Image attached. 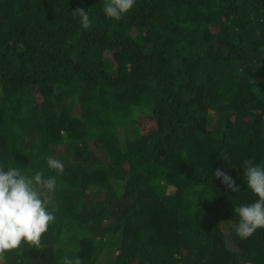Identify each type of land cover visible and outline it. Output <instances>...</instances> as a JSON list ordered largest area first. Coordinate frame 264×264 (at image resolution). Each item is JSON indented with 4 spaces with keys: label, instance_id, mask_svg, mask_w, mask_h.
I'll use <instances>...</instances> for the list:
<instances>
[{
    "label": "trees",
    "instance_id": "1",
    "mask_svg": "<svg viewBox=\"0 0 264 264\" xmlns=\"http://www.w3.org/2000/svg\"><path fill=\"white\" fill-rule=\"evenodd\" d=\"M245 160L264 161V0H136L119 21L0 0V163L57 178L55 222L0 264H264V228L234 230Z\"/></svg>",
    "mask_w": 264,
    "mask_h": 264
},
{
    "label": "clouds",
    "instance_id": "2",
    "mask_svg": "<svg viewBox=\"0 0 264 264\" xmlns=\"http://www.w3.org/2000/svg\"><path fill=\"white\" fill-rule=\"evenodd\" d=\"M136 0H103V11L108 18L119 21L132 11ZM82 27L88 28L93 20L89 10L73 11ZM50 169L63 173L64 164L55 156L46 158ZM244 179L247 189L257 197L251 203L235 206L239 220L234 226L236 234L247 239L264 228V161L245 160ZM233 193L241 191L236 180L223 169L214 173ZM57 189V178L46 176L42 170L0 163V253L20 247L22 243L39 244L44 233L56 220V209L49 197ZM61 264H83L78 255L61 257Z\"/></svg>",
    "mask_w": 264,
    "mask_h": 264
}]
</instances>
